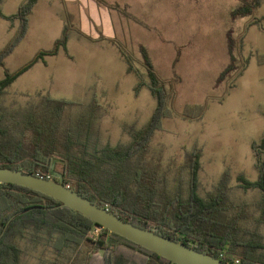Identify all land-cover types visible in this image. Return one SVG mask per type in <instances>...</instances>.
<instances>
[{
	"label": "rangeland",
	"instance_id": "rangeland-1",
	"mask_svg": "<svg viewBox=\"0 0 264 264\" xmlns=\"http://www.w3.org/2000/svg\"><path fill=\"white\" fill-rule=\"evenodd\" d=\"M24 1L1 0V11L13 16ZM107 1L128 4L129 11L142 20L139 25L110 12L116 40L142 74L141 79L127 73L125 61L111 47L71 41L67 51L74 61L62 51L46 64H36L4 91L0 116L10 124L14 118L22 121L26 113L42 110L49 96L71 103L61 120L63 132L80 135L89 153H101L107 145H129L147 128L157 108L147 85L136 91L140 81L149 82L138 48L143 44L170 92L166 112L149 139L144 159L158 171L161 193L169 198L178 192L188 195L187 153L197 149L201 152L200 197L215 194L227 174L231 211L235 209L232 213L239 214V207L245 209L240 237L248 239L258 233L264 244V224L258 223L263 193L259 189L245 192L238 182L240 175L250 181L259 176L253 144L264 138V1L253 15L235 20L231 13L239 0ZM60 11L58 0H43L35 8L26 35L5 59L9 72L21 69L39 51L53 48L62 34V22L56 17ZM20 29L19 21L0 18V51L16 41ZM229 31L236 42L239 69L216 85L229 63ZM4 78L0 69V80ZM55 171L62 168L55 166ZM19 244L21 264H69L72 256H85V250L58 254L46 241L34 246L20 239Z\"/></svg>",
	"mask_w": 264,
	"mask_h": 264
},
{
	"label": "trees",
	"instance_id": "trees-1",
	"mask_svg": "<svg viewBox=\"0 0 264 264\" xmlns=\"http://www.w3.org/2000/svg\"><path fill=\"white\" fill-rule=\"evenodd\" d=\"M39 0H26L17 14L6 16L0 8V18L19 21L20 34L0 51V69L5 78L0 80V97L20 76L47 57L56 56L61 50L67 51L70 30L66 26L62 36L50 50H41L25 66L11 73L5 68V59L16 44L26 35L29 17ZM264 0H239L231 13L233 20L253 15ZM1 2V0H0ZM229 63L216 79L220 85L237 72L236 42L227 33ZM143 64L149 82L140 81L136 91L147 85L157 100V108L145 130L136 135L127 146L107 145L101 153H89L80 135L74 137L63 132L62 117L70 106L66 100L47 97L42 110H34L8 123L0 116V168L20 170L45 178L52 177V166L62 168L64 185L88 198L99 207L108 209L119 218L155 233L182 242L194 249L231 264H264V244L261 235L251 234L242 239L241 218L246 217L245 209L239 207V214H233L229 177L225 174L216 193L207 199L198 194V179L201 169V152L197 149L187 153L190 169L188 195L178 192L173 198L161 193L159 173L146 165L144 159L149 149V139L159 127L161 115L166 112L170 92L155 70L152 59L144 46H140ZM127 63V72L140 74L131 58L121 50ZM180 58L177 55L175 64ZM239 71L238 76L243 73ZM203 110V108H200ZM203 112L199 114L202 115ZM67 130V129H66ZM258 169L257 181H250L243 175L238 177L239 188L247 192L259 189L263 193L258 207L261 211L259 224H264V138L253 144ZM28 208L32 210L9 220ZM97 225L71 208L62 206L57 200L13 184H0V264H21L22 250L19 240H29L34 246L46 243L56 253L65 251L84 252L83 258L69 259V264H172L134 242L102 229L98 236H92ZM237 260L239 262H237Z\"/></svg>",
	"mask_w": 264,
	"mask_h": 264
},
{
	"label": "water",
	"instance_id": "water-1",
	"mask_svg": "<svg viewBox=\"0 0 264 264\" xmlns=\"http://www.w3.org/2000/svg\"><path fill=\"white\" fill-rule=\"evenodd\" d=\"M4 183L26 187L45 194L60 202L62 206L71 208L75 212L90 219L98 227L118 234L135 244L166 258L172 264H231L211 255L202 253L182 242L161 236L152 230L138 227L129 221L119 218L108 209L99 207L88 198L83 197L64 185L63 175L55 171V165L52 166L51 178H45L20 170L0 168V184ZM32 209L33 208H28L15 214L9 220L7 227L15 217ZM5 230L1 234L0 240L3 237Z\"/></svg>",
	"mask_w": 264,
	"mask_h": 264
},
{
	"label": "crops",
	"instance_id": "crops-1",
	"mask_svg": "<svg viewBox=\"0 0 264 264\" xmlns=\"http://www.w3.org/2000/svg\"><path fill=\"white\" fill-rule=\"evenodd\" d=\"M42 1L43 0H39L35 8L38 7ZM25 2L26 1H24L23 4ZM58 3L59 6H61V11L57 13L56 17L62 22V33L66 26L71 32L67 49L71 41L87 44L89 46L101 47L103 49L111 47L118 57H121V59L125 61L121 54V50L126 54L127 52L116 40L114 22L112 21L110 12L116 13L122 19L142 25V20L129 11L128 4L122 5L119 2L111 3L107 0H58ZM145 28L148 29V27ZM140 46L145 47V45L140 44L138 47L139 50ZM62 51L65 50H61L60 53ZM65 52L67 59L74 61V56L69 54L68 51ZM58 55L52 57H57ZM52 57H47L45 62L39 63L46 64L49 58Z\"/></svg>",
	"mask_w": 264,
	"mask_h": 264
},
{
	"label": "built area",
	"instance_id": "built-area-1",
	"mask_svg": "<svg viewBox=\"0 0 264 264\" xmlns=\"http://www.w3.org/2000/svg\"><path fill=\"white\" fill-rule=\"evenodd\" d=\"M102 229L103 228H101V227H95L93 230H92V236H98L99 234H100V232L102 231ZM237 262H239L238 260H237Z\"/></svg>",
	"mask_w": 264,
	"mask_h": 264
}]
</instances>
